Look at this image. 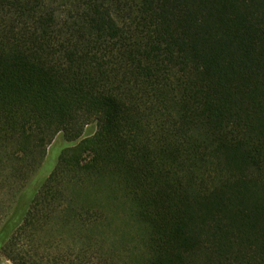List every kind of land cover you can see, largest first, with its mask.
<instances>
[{"label":"trees","instance_id":"1","mask_svg":"<svg viewBox=\"0 0 264 264\" xmlns=\"http://www.w3.org/2000/svg\"><path fill=\"white\" fill-rule=\"evenodd\" d=\"M0 256L264 264V0H0Z\"/></svg>","mask_w":264,"mask_h":264},{"label":"rangeland","instance_id":"2","mask_svg":"<svg viewBox=\"0 0 264 264\" xmlns=\"http://www.w3.org/2000/svg\"><path fill=\"white\" fill-rule=\"evenodd\" d=\"M94 192L95 196L98 199H101V205H95V207H101L105 216L110 218L109 222L111 229L113 231L123 232L125 234L124 237L128 236V233L130 235H134L138 229L131 221L130 211L128 210L126 202L122 198H116L115 195L111 194V192L105 188L104 185L100 186V188L95 186ZM83 194H85V191H83ZM90 194L91 191L88 195ZM0 264H12V262L9 259L0 256Z\"/></svg>","mask_w":264,"mask_h":264}]
</instances>
